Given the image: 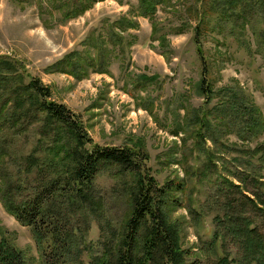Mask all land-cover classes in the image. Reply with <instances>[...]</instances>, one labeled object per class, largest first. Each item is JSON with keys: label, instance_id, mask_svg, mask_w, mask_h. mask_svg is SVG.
I'll return each instance as SVG.
<instances>
[{"label": "rangeland", "instance_id": "374dc122", "mask_svg": "<svg viewBox=\"0 0 264 264\" xmlns=\"http://www.w3.org/2000/svg\"><path fill=\"white\" fill-rule=\"evenodd\" d=\"M71 1L0 0V56L23 65L49 88L51 100L78 115L93 144L142 146L157 184L173 190L165 209L180 246L197 253L198 235L206 240L216 228L217 211L207 200L215 196L220 178L234 169L230 158L264 142V129L243 141L246 136L231 127L225 111L231 99L243 98L264 121V39L253 34L264 29L258 8L245 14L240 3L223 23L210 0H159L152 16L140 14L139 0H97L66 20ZM205 69L211 97L198 88ZM41 126L35 121L17 136L7 134L13 145L10 154L0 155L1 169L11 171L14 159L41 147L39 142L53 143ZM60 142L71 144L67 136ZM211 154L219 173L208 166ZM201 172L207 173L205 179ZM134 184L132 173L114 165L98 172L96 211L89 212L85 236L98 246L94 253L101 254L106 242L119 243ZM191 207L202 208L203 223L192 221ZM80 220L74 217L72 223ZM1 237L31 264H68L48 261L32 228L18 222L0 200ZM81 259L88 263L86 252Z\"/></svg>", "mask_w": 264, "mask_h": 264}, {"label": "trees", "instance_id": "16d2710c", "mask_svg": "<svg viewBox=\"0 0 264 264\" xmlns=\"http://www.w3.org/2000/svg\"><path fill=\"white\" fill-rule=\"evenodd\" d=\"M96 1H71L65 19L81 14ZM158 2L139 0L140 14L152 16ZM240 3L245 14H252L258 8L264 22V0H215L212 4L210 0L209 5H217L216 18L224 23ZM63 4L61 2V6ZM199 14L205 21V7ZM253 34L264 39V29ZM197 51L201 54L199 45ZM23 67L13 59L0 56V155L10 154L13 142L7 138L9 132L17 136L35 121L42 123L41 133L52 137L53 143L42 146L39 142L41 147L16 157L11 171L0 168L4 181L0 184V200L18 222L32 228L48 261H68V264H264V142L252 150H242L243 155L230 158L236 161L234 169L227 171L226 178H220L215 196L207 200L217 211L213 218L216 228L206 240L199 234L198 252L190 254L189 249L180 246L179 232L170 225L166 213L173 190L170 184H157L147 167L148 156L142 146L93 144L79 116L64 104L51 100L49 88L27 74ZM206 77L207 69L203 71L198 88L202 95L211 97L213 91ZM225 111L231 127L246 136H242L245 137L243 141L248 140L247 136L259 135L264 129L258 109L243 98L231 99ZM199 121L203 123L204 120ZM64 136L72 145L60 142ZM202 137L198 132V138ZM210 156L208 166L219 173L213 155ZM241 158L247 160L244 162ZM253 160L255 164L251 163ZM106 165H114L122 173H132L135 184L130 190V208L119 243L112 247L106 242L103 252L96 254L93 251L98 246L85 241V236L89 212L96 211L94 182ZM199 177L205 179L207 173L201 172ZM188 212L196 224L203 223L201 207H191ZM77 216L81 217L80 222L72 223ZM84 252L89 256L88 263L81 259ZM0 264L31 263L1 237Z\"/></svg>", "mask_w": 264, "mask_h": 264}]
</instances>
